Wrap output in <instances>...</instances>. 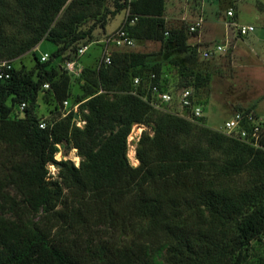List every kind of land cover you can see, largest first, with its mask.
<instances>
[{"label":"trees","instance_id":"trees-1","mask_svg":"<svg viewBox=\"0 0 264 264\" xmlns=\"http://www.w3.org/2000/svg\"><path fill=\"white\" fill-rule=\"evenodd\" d=\"M165 4L115 0L109 9L103 0H0V60L43 39L57 46L47 61L38 56L36 72L14 65L12 76L0 79V199L16 198L0 213V264H162V253L166 264H264V148L204 127L176 102L158 105L150 85L173 93L190 87H165L160 67L143 70L144 54L117 50L96 69L83 126L73 122L79 107L62 110L65 100L77 103L70 73L49 60L78 61L79 47L95 37L91 20L105 29L109 16L126 10L117 30L188 51L185 31L166 28ZM14 25L28 37L17 40ZM40 92L60 106L44 127ZM134 124L152 126L138 139L135 166L128 156ZM64 141L77 148L78 167L55 159ZM49 164L61 166L76 198L65 201L63 187L49 180ZM245 173L257 177L247 181Z\"/></svg>","mask_w":264,"mask_h":264},{"label":"rangeland","instance_id":"rangeland-1","mask_svg":"<svg viewBox=\"0 0 264 264\" xmlns=\"http://www.w3.org/2000/svg\"><path fill=\"white\" fill-rule=\"evenodd\" d=\"M115 0H103V7L112 9ZM233 7L235 13L227 16L226 10ZM100 4L92 7L99 11ZM257 15V16H256ZM199 16L204 18V24L197 31L190 33L189 24ZM127 18V11L123 10L114 17L107 18L105 29L100 27V21H95L94 40L86 53L78 56L77 71L70 73L72 99L77 101L79 111L73 122L78 127L83 126L85 109L83 103L93 91L98 88L96 69L101 63L103 44L102 40L115 32ZM164 19L167 29H183L187 35V52H180L168 39L139 40L131 48H115L108 45L107 49L113 53L117 50L141 53L146 57L144 71L154 66L161 69L162 81L169 89L188 86L192 89L194 100L202 107L200 117L204 127L219 132L224 121L235 111L252 109L264 114V0H166ZM238 24H253L255 30L248 35H239ZM17 32L16 39L28 37L21 33L18 25L13 26ZM214 44H227L224 52L214 54L210 58H203L201 52ZM105 46V45H104ZM100 48H102L100 50ZM57 49L55 43L43 39L37 46L25 53L12 57L16 68L38 70V56L48 53L51 56ZM49 67L65 70L66 60L61 57H52ZM112 91L110 94H114ZM37 115L40 120L50 121L58 115L60 106L47 93L38 95ZM160 105V102L157 101ZM177 107L178 104H177ZM62 110L65 111L64 108ZM182 111V109H179ZM11 118H17L12 115ZM143 131L152 134V126L134 124L128 136V156L132 165H137L136 146ZM56 160H63L79 166L81 157L77 148L70 141L58 145ZM60 165L49 164V180L59 183L64 189L65 201L76 198V193L67 188L63 182ZM247 181H254V173H245ZM245 180V181H246ZM16 203L14 196L0 199V213L8 214ZM162 264L168 263L164 254H160Z\"/></svg>","mask_w":264,"mask_h":264},{"label":"built area","instance_id":"built-area-1","mask_svg":"<svg viewBox=\"0 0 264 264\" xmlns=\"http://www.w3.org/2000/svg\"><path fill=\"white\" fill-rule=\"evenodd\" d=\"M227 16L232 17L234 15V9L229 8L226 11ZM134 20H132L133 22ZM204 24V18L202 16L197 17L190 25V31L194 32L202 27ZM236 26L237 33L239 35H248L255 30L253 24H238L233 22ZM103 51L102 58L104 62L111 63V58L108 45H112L115 48H131L135 45V40L129 35V33L121 28L115 33H112L106 39L102 40ZM105 45V46H104ZM227 44H214L212 47L205 49L201 52L203 58H210L214 54H220L225 51ZM90 47L89 44H84L79 47L77 55H83L88 51ZM50 58L48 53L40 55V60L42 62L47 61ZM77 60H68L65 62V69L69 73L77 71ZM14 67V61L10 59L0 60V79H9L12 76V71ZM152 78H155V74H152ZM139 82V78H135V83ZM50 85L48 83L43 85L44 89H48ZM151 90L155 93L158 101L160 103L170 104L176 102L178 108L185 111L186 115L191 120H197L203 115L202 107L199 104L194 103L193 93L190 88H181L176 93L170 92L168 90H162L159 83L153 82L151 85ZM159 105V104H158ZM25 107V103L18 106L17 111L22 113ZM63 108L65 111L77 112L78 104H71L68 100L63 101ZM66 114V113H65ZM83 124L85 121H82ZM46 122L41 120L40 127H44ZM222 131L241 139L247 143H250L256 147L264 148V144L261 142L264 137V114L257 113L256 111H246L237 110L230 117L224 121V125L221 128ZM262 241L264 242V235L262 236Z\"/></svg>","mask_w":264,"mask_h":264},{"label":"crops","instance_id":"crops-1","mask_svg":"<svg viewBox=\"0 0 264 264\" xmlns=\"http://www.w3.org/2000/svg\"><path fill=\"white\" fill-rule=\"evenodd\" d=\"M229 8H233V7H229ZM229 8H228V9H229ZM228 9H227V10H228ZM233 9H234V8H233ZM227 10H226V11H227ZM234 13H235V10H234ZM256 16H257V15H256ZM247 23H248V22H246V24H247ZM255 29H256V28H255ZM101 49H102V48H100V50H101Z\"/></svg>","mask_w":264,"mask_h":264}]
</instances>
